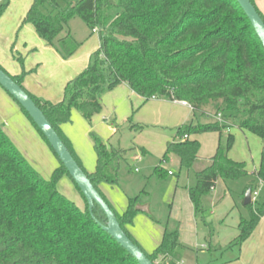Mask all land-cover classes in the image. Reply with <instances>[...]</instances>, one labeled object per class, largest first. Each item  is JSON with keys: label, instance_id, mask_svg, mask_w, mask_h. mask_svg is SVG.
<instances>
[{"label": "trees", "instance_id": "1", "mask_svg": "<svg viewBox=\"0 0 264 264\" xmlns=\"http://www.w3.org/2000/svg\"><path fill=\"white\" fill-rule=\"evenodd\" d=\"M250 1L264 21L259 0ZM9 5L10 0H0V18ZM75 17L98 33L101 45L92 55L93 62L67 83L61 102L40 99L24 88L23 81L31 71L26 70L22 56L16 58L21 74L12 75L1 64L0 68L35 101L136 245L141 248L127 226L140 213L146 190L129 197L126 210L119 214L98 188L101 183L119 184L127 150L92 133L96 168L89 173L61 131L63 124L71 122L75 108L92 121L102 111V95L121 84L145 100L187 101L195 118L209 115L212 109L221 114L219 121L201 124L192 119L179 126L162 163L175 155L181 168L192 169L200 143L191 135L222 134L237 124L263 143L259 167L242 197L248 189L254 192L260 182L264 185V46L237 0H33L22 24L33 25L40 38L58 50L59 45L62 56L70 58L79 43L70 33L58 37ZM19 107L56 156L28 113ZM148 128L132 124L139 132ZM234 142V135L228 134L226 146L220 143L210 163L196 171V185L188 189L196 217L206 214L202 199L219 179L227 182L250 175L245 162L230 157ZM154 173L162 175L165 170L157 166ZM63 176L71 179L59 161L51 178H43L9 140L0 122V264H140L105 229L108 222L102 210L96 205L93 215L90 213L72 179L84 207L61 193L58 183ZM245 207L249 217L241 216L239 234L229 249H240L264 217V189ZM184 249L175 229L164 232L152 253L142 250L154 264H176Z\"/></svg>", "mask_w": 264, "mask_h": 264}, {"label": "rangeland", "instance_id": "2", "mask_svg": "<svg viewBox=\"0 0 264 264\" xmlns=\"http://www.w3.org/2000/svg\"><path fill=\"white\" fill-rule=\"evenodd\" d=\"M32 1L10 0V5L6 10V16L0 23V61L11 72L13 66L15 67L17 65L20 67V63L16 58L22 56L26 70L27 68L33 69L27 75L32 85L30 89L39 92L41 98L44 100L59 103L64 99L67 83L93 62L92 55L99 49L101 41L98 33L92 32L79 17H75L69 22L58 38L70 33L79 43V48L70 58H64L60 52L61 48L59 45L58 50L46 44L38 36L30 23L24 24L29 25V27L19 29L20 25L24 26L23 24H19L16 27L17 19H20L25 14ZM70 1L77 2L79 0ZM16 33L17 37H15ZM21 41L23 43L26 41L29 43L28 46L30 47L27 51L26 46L21 44ZM9 42L10 44L8 45ZM41 43L45 46H41ZM175 110H178V108ZM180 113L181 111H178V114L176 112L174 115L180 116ZM186 113H189L188 110H186ZM216 113L217 110L212 109L209 115H198L196 118L192 116L188 121L193 119L195 123L198 122L201 124L219 121V115L221 114ZM23 115L19 105L0 86V122L9 140L43 178L50 179L59 166V161L47 143L40 139L38 136L39 133L31 127L33 124L30 120H28L30 122L29 124L26 121L27 117L24 115L25 118ZM112 118L111 121H104L105 126L103 124H97L98 128L95 129V121H93V118L92 121L85 119L81 112L75 108L72 110L71 123L69 122L70 124H67L68 126L66 128L70 131L76 146L81 150L88 163L92 160L96 161L92 133H102L105 127L118 129L117 133L111 137V142L118 145L119 140L121 146L127 150V155L126 161L121 163L119 184L116 185V190L111 195L115 198H118L122 194L125 196H136L145 188L146 192L149 193V202L146 205L143 202V205L145 209L147 207L146 210L148 212L143 214L145 222L140 223L138 228L144 236L149 232H154L155 229L153 227L167 228L168 231L178 229L179 231L182 230V235L188 234V228L183 229L184 225L188 227L185 219L186 208L184 198V195H187L188 198V192L183 190L184 188L182 186L189 188L196 185L197 167L203 164L206 159L214 156L220 143L226 146L228 134L231 133L235 137L233 148L230 151V157L232 159L245 162L249 170H254L259 164L263 144L262 140L235 124L225 129L222 134L219 132H206L191 135L192 140H198L200 143V161L197 167L189 171L185 168L180 169L179 164L175 160L164 164V167L174 173V176H170L168 172L158 175L154 171L156 166L162 163V158L166 152V145L175 138L178 125L180 124L182 126L185 123L175 124L177 120H171L166 125L152 128V123H140L133 115H131L129 122L127 121L126 123L124 121L115 123L116 117ZM132 124H145L149 128L140 133L132 129ZM142 148L146 149L148 153L143 155L142 162H138L135 154L142 153ZM136 168H138L137 171ZM177 181L179 182L177 193L179 194L181 191V215L183 214V220L177 218L174 213L175 215L168 220L169 224L166 225L169 215V204L174 198ZM146 182L147 186H145ZM250 182L251 179L249 177L227 181L226 183L223 179H220L216 188L203 197L202 201L206 214H204L203 218L200 216L197 217L198 237L192 241L191 237L188 239L186 235L185 238L188 242L186 241L187 243L185 244L192 249L185 252L184 258L178 260V264H221L235 256L241 257L243 255L247 257L248 250L242 253V249L239 250L237 247L233 249L226 248L228 245H225V230L223 229L226 225L230 227L238 226L240 214L245 218L249 217V211L243 206L241 197L243 194L242 191H244ZM58 188L61 193L74 201L77 206L84 207L83 197L68 176H63L60 179ZM263 189V184H259V187L256 189L259 190L260 196ZM225 194L227 196L222 198ZM226 206H229L228 210L234 209L224 219V215L219 216V213ZM152 215L161 220L156 217L157 220L152 219ZM261 227L258 231H261ZM256 235L250 236L251 240H248L250 241L249 243L256 241L255 239L258 238ZM211 239H213L215 246L216 244L218 245L216 246L218 248L213 252L208 249L202 250V246L205 244L209 247ZM219 247H222V250ZM262 256H264L262 252L255 255L257 260L262 258ZM157 261L159 262L160 259Z\"/></svg>", "mask_w": 264, "mask_h": 264}, {"label": "crops", "instance_id": "3", "mask_svg": "<svg viewBox=\"0 0 264 264\" xmlns=\"http://www.w3.org/2000/svg\"><path fill=\"white\" fill-rule=\"evenodd\" d=\"M257 6H258L259 10L264 15V0H259L257 2ZM29 8L26 10L25 14H23L21 16L20 19L19 18L17 19V26L16 27H18L19 24L23 23V20H24L26 14H27ZM5 16H6V12L0 18V23L2 22V19L5 18ZM18 22H21V23H18ZM24 27H29V25H24V26L20 25L19 29L20 28H24ZM15 37H17V33H16ZM18 37H19V35H18ZM10 42L8 43V45L10 44ZM21 44L26 46V51L30 47V46H28L29 43L27 41L25 43H23L21 41ZM46 44H47V42H46ZM41 46H45V45L43 43H41ZM18 47H20V46L18 45ZM30 50H32V49H30ZM0 51H1V49H0ZM0 64L8 71V69L6 68L5 64H3V62L0 61ZM27 70L28 71H32L33 69H28L27 68ZM21 72H22L21 66L19 67V66L16 65L15 67L13 66L12 71L9 72V73L12 74V75H19V74H21ZM23 85L26 88V90L29 91L32 95L42 99L39 92L30 89V87H32V85L29 82V77L28 76L25 77V79L23 81ZM101 102H102V105H103L102 111L99 114H97V115H95L93 117V121H95V126H94L95 129L98 128L97 124H103L105 126L104 121H111L113 119L112 117H116L115 118V123L122 122V121H124L126 123L127 121L129 122V120L131 119V115H133V117H135L137 119V121H139L140 123H145V122L152 123V128H153V127H160L162 125H166V124L170 123L169 121H171V120L172 121L173 120H177L175 122V124H179V123H185L186 124V123H188V122H190L192 120L191 119V120L188 121V119H190L193 116V111H192V109L190 107L184 106V105H182L180 103H176V102L170 101V100L165 99V98H163V99H161V98H158V99L157 98H153V99H150V100H145V98L139 96L133 90H131V88L127 84H121L116 89H114V90H112L110 92H107L104 95H102ZM177 108H178V110H175ZM182 110H184V111H182ZM186 110H188L189 113H186ZM178 111H181V113H180V116L177 115L178 116L177 117V116L174 115V113L177 112V114H178ZM188 114H189V116H188ZM28 120L29 119L26 118V121L30 124V122ZM70 123L63 124L61 126V131L67 137L68 141L70 142V144H71V146L73 148V151H74L75 155L77 156V158L81 162V164L84 167V169L87 172H89V173H93L95 168H96V165H95L96 161L92 160L89 163L86 162L85 156L83 155L81 150L78 149V147L75 144V141L73 140V138H72V136L70 134V131L68 130V128H66L68 126L67 124H70ZM179 126H180V124L178 125V127ZM31 127L34 130H36L35 127H33L32 125H31ZM117 131H118V129H116V128L105 127L104 132L101 131L102 133H105V134H102L100 132L99 133L96 132V134L99 135V137L103 141H105V142H107V143H109V144H111V145H113L115 147L123 148L121 146L119 140H118V143H117L118 145L113 144L111 142V137L114 134H116ZM142 132H144V131H141L140 133H142ZM37 133H38V131H37ZM38 136L40 137V139H42L40 134H38ZM93 146H94V143H93ZM166 148H167V145H166ZM262 148H263V144H262ZM141 152L142 153L135 154L136 160L138 162H142L143 161V155L148 153V151L146 149H144V148L141 149ZM261 152H262V150H261ZM211 158L206 159L203 162V164H201V165H199L197 167V164L200 161V157H198V159H197V161H196V163L194 165V167H197L196 171H199V170L203 169L204 167H206L210 163ZM260 158H261V155H260ZM175 160L179 164V168L182 169L180 167L179 159L175 155H171L169 160H168V162L161 163L160 165H157V166H161L165 170V172H168V174L170 176H174V173H172L167 168H165L164 164H167V163H169L171 161H175ZM259 164H260V160H259ZM259 164H258V167H259ZM258 167L255 168L254 170H249L248 169L249 173H250V175L248 177L251 180L254 178V173L257 171ZM137 170H138V168H136V171ZM218 181H217V183H218ZM178 183L179 182L177 181V184L175 186L174 198L171 201V203L169 204V215H168V219L166 221V225L169 224L168 220L170 218H172V216L175 215V214H176L177 218H181V220H183L182 219L183 214L181 215V212H182L181 191H180L179 194L177 193V189L179 187ZM217 183H216V186H217ZM145 186H147V182H146ZM216 186H215V188H216ZM115 187H116V185L109 184V183H101V184L98 185L99 190L105 195V197L107 198L109 203L112 205L114 210L117 213L122 214L126 210V208L128 206V198L129 197H133V196H130V195L125 196L124 194H122V195H119L118 198H115V197H113L111 195L112 192L116 190ZM182 187L184 188L183 190H186L188 192V198H187V195H184L185 208H186L185 219L187 221L188 227H186L184 225L183 229H187L188 228V230H187L188 234H186V235L188 236V239H190V237H191L192 241H194V239L196 237H198V233H197V229H198V227H197L198 226L197 225V217H196V215L194 213L195 211H194L193 203L190 200L189 191H188L189 188L186 187V186H182ZM143 189H145V188H143ZM225 196H227V194L222 196V198H224ZM148 198H149V193L147 192V194H146V196H144V200H143V202L145 203L144 205H146L149 202ZM241 199H242V204H243L244 197H241ZM143 206L140 207L142 210L136 216L133 224L127 226V230L129 231V233L133 236V238L138 242V244L141 246V248L145 252L152 253L157 248V246L161 243L163 235H164V232L167 230V228L153 227L155 229V230L153 229L154 232H149L146 236H144L143 233H141L140 230L138 229L139 228V224L145 222L144 221L145 218L143 217V214L148 212L146 210L147 207L145 209V206L144 207ZM228 209H229V206L223 207L220 210L219 216L220 215H222V216L224 215V219L227 218L230 215V213H232L234 208H232L231 210H228ZM241 216L242 215L240 214V218H241ZM240 218H239V221H240ZM157 219H159V218H157ZM159 220H161V219H159ZM239 223H238V226H236V227H230V226H227V225L224 227L223 230H225V243H226L225 245H228V246H226V248L229 247L230 243L238 236V234H239V229H238ZM260 226H262L261 227V231H258ZM258 232H260V233H258ZM179 233H180V241L185 246V249L183 250V254H182V259H183L185 252L187 250L192 249V248L187 246V244H185L188 241L185 238L186 235H182V230L179 231ZM254 234H257L256 236H258V238L255 239L256 241H254L253 243H249L250 241H248V240H251L250 238L252 236H254ZM251 237H249L243 243L241 248L239 249V250L242 249L241 250L242 253H244V251L248 250L247 257H244L243 255L241 257H239V256L236 257L235 256V257L230 258V259H228L227 261H225V262H223L221 264H258V262H259V264H264V256H262V258H260L259 260H257V258L255 257V255L257 253H260V252L264 253V217L261 219V221L257 225L256 230L251 235ZM216 246H218V245L216 244ZM216 246L213 243V239H211L210 242H209V247H208L207 244H205V245L202 246V250L208 249L209 251L213 252V251L216 250V248H218ZM219 248L222 250V247H219Z\"/></svg>", "mask_w": 264, "mask_h": 264}, {"label": "water", "instance_id": "4", "mask_svg": "<svg viewBox=\"0 0 264 264\" xmlns=\"http://www.w3.org/2000/svg\"><path fill=\"white\" fill-rule=\"evenodd\" d=\"M237 1L251 21L253 28L264 46V21L262 17L250 0ZM0 86L7 91L28 113L34 124L46 138L59 161L66 168L71 179L85 197L90 213H93V209L97 205L107 218L108 226L105 227V229L112 235V237L132 256H134L140 264H154L145 252L138 245H136L122 229L117 216L111 207L107 204L99 191L93 186L85 171L78 164L59 134L53 128L52 124L48 121L41 109L36 105L35 101L1 68ZM252 203V189H248L244 195L243 205L247 206ZM139 209L140 211L142 210L141 208Z\"/></svg>", "mask_w": 264, "mask_h": 264}, {"label": "built area", "instance_id": "5", "mask_svg": "<svg viewBox=\"0 0 264 264\" xmlns=\"http://www.w3.org/2000/svg\"><path fill=\"white\" fill-rule=\"evenodd\" d=\"M174 102L180 103V104H182L184 106H187V107L191 108L190 104L187 101H174ZM219 116H220L219 120H221V115H219ZM184 138L187 139V138H189V136H185ZM260 184H262V183L260 182ZM258 197H259V190H255L254 192H252V201H253V203L258 199ZM176 264H178V261H177Z\"/></svg>", "mask_w": 264, "mask_h": 264}]
</instances>
